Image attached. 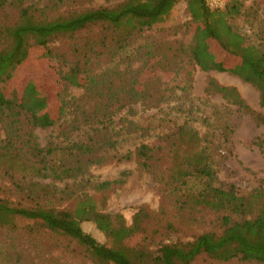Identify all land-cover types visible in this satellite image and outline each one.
<instances>
[{
    "label": "trees",
    "instance_id": "obj_1",
    "mask_svg": "<svg viewBox=\"0 0 264 264\" xmlns=\"http://www.w3.org/2000/svg\"><path fill=\"white\" fill-rule=\"evenodd\" d=\"M179 1L186 3L190 20L198 26L202 38L189 54L181 44L175 48L166 44L161 49L163 53L159 54L158 49L155 53L149 48L144 56L151 60L162 55L168 64L171 63L169 58L187 55L204 71L228 72L256 88L259 105L264 107V28L257 31V44L238 32L233 21L244 16L242 0H226L223 7L215 9L209 8L204 0H119L53 17L46 15L44 7L34 0H0V126L5 128V135L0 138V171L12 179L13 189L17 192L14 196L19 201L14 203L10 198L0 197V228L55 233L66 240V250L73 245L95 264H192L201 256L219 263L237 260L243 264H264V188L243 193L234 184L215 185L209 155L196 131L184 126L176 128L170 136L171 164L164 170L157 169L160 158L155 154V146L142 143L134 154L141 158L139 165L162 183L180 212L190 218L204 211L211 212L215 215L216 226L191 239L162 237L154 242L159 234L176 231L163 210L154 212L141 205L128 222L123 214L105 211L88 195L67 208L42 199L56 189L39 179L77 177L83 172L84 158H87L86 162H100L102 155L93 156L99 149L114 143L107 140L97 146L77 141L69 145L40 146L32 133H21L20 125L24 120L32 127H49L53 120L43 115L36 124L37 99L24 94L14 101L2 87L26 60L30 49L42 47L51 59L64 61L81 73L83 86L103 99L101 107L105 111L99 118L101 123L106 125L104 118L112 123L114 112L108 108L114 103L125 106L147 100L146 88L137 89L140 72L133 73L129 66L125 74L118 76L119 71L111 69L101 79L94 80L90 77V65L109 50L112 55L120 53L121 49L127 50L143 31L167 21ZM96 30V35L80 36ZM206 39L215 42L220 54L230 58L229 66L223 58L205 59L202 47ZM56 41L64 43L62 52L52 47ZM117 78H120V84L115 83ZM207 90L219 93L240 109L251 112L235 88L209 79ZM60 98L65 110L63 94ZM254 118L264 124L263 115L254 113ZM257 144L264 152V140ZM131 155L126 152L116 158L130 159ZM83 223H91L103 234L104 241H98L85 231ZM137 236L148 239L154 246V250L146 252L155 254V260L129 244ZM14 254L13 260L8 256V264H29L22 253Z\"/></svg>",
    "mask_w": 264,
    "mask_h": 264
},
{
    "label": "rangeland",
    "instance_id": "obj_2",
    "mask_svg": "<svg viewBox=\"0 0 264 264\" xmlns=\"http://www.w3.org/2000/svg\"><path fill=\"white\" fill-rule=\"evenodd\" d=\"M34 1L44 7L46 15L53 17L119 0ZM242 1L244 16L237 18L233 24L246 40L257 44V31L264 28V0ZM96 33L97 30L80 36H93ZM201 38L198 26L190 20L186 3L179 1L167 21L143 31L127 50L121 49L115 55L109 50L95 59L90 65L92 79H101L111 69L119 71L118 76H121L130 66L133 73L140 72L137 89L146 88L144 94L147 100H137L125 106L114 103L108 108L114 115L112 123L104 118L107 128L99 119L105 111L101 107L103 99L83 86L81 73L64 61L51 59L45 48L30 49L26 60L2 87L14 101L20 100L24 94L37 99L36 124L43 115L54 123L49 127H32L22 119L21 133H32L34 141L40 146L69 145L77 141H87L97 146L107 140L114 143L111 147L99 149L93 156L102 155V161L91 163L84 158L83 172L77 177L65 180L39 179L41 183L54 187L56 192L63 191L54 192L43 200L67 208L77 199L88 195L105 211L123 214L128 222L141 205H146L154 212L163 210L176 231L159 234L154 242L162 237L187 240L214 228L215 215L211 212L204 211L194 218L180 212L162 183L139 165L141 158L134 154L142 143L155 146V154L160 158L157 169L164 170L171 164L170 136L179 126L193 129L200 137L214 170L215 185L234 184L243 193L264 188V152L257 144L264 140V124L254 118V113L264 116V107L259 105L257 89L228 72L204 71L187 55L169 58L171 63L168 64L162 55L151 60L144 56L149 48L155 53V49L160 50L159 54L163 53L161 49L166 44L174 48L181 44L182 49L189 54ZM51 45L59 52L65 49L63 42L56 41ZM202 49L205 59L223 58L225 65H230V58L220 54L221 50L215 42L206 39ZM209 79L219 85L235 88L252 113L240 109L221 94L207 90ZM120 82V78L115 80L116 84ZM61 94L65 110L61 106ZM4 129V126H0V138L5 135ZM126 152L132 153L130 159L116 158ZM11 180L0 171V197L10 198L17 203L18 198L14 196L17 192ZM18 223L25 224L24 221ZM83 228L98 241H104L103 234L91 223H83ZM65 244L63 237L46 230L28 233L25 229L12 231L3 227L0 228V264H8V256L13 260L15 252L22 253L29 264H95L73 245L66 250ZM129 244L141 249L150 260H155V254L146 252L154 250L148 239L133 237ZM192 264L243 263L237 260L219 263L201 256Z\"/></svg>",
    "mask_w": 264,
    "mask_h": 264
},
{
    "label": "built area",
    "instance_id": "obj_3",
    "mask_svg": "<svg viewBox=\"0 0 264 264\" xmlns=\"http://www.w3.org/2000/svg\"><path fill=\"white\" fill-rule=\"evenodd\" d=\"M205 4L211 8V9H215V8H221L224 6L226 0H204Z\"/></svg>",
    "mask_w": 264,
    "mask_h": 264
}]
</instances>
